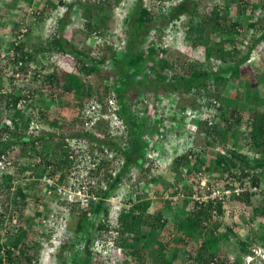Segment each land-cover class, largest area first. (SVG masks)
Segmentation results:
<instances>
[{
  "label": "trees",
  "instance_id": "16d2710c",
  "mask_svg": "<svg viewBox=\"0 0 264 264\" xmlns=\"http://www.w3.org/2000/svg\"><path fill=\"white\" fill-rule=\"evenodd\" d=\"M11 1L0 0V10L1 6L9 7ZM13 1L16 4L20 0ZM24 1L25 3L22 2L20 5L21 11L27 12V5L33 4L34 0ZM123 1L84 0L83 3L82 0H75V2L45 0L41 11L43 13L38 15L39 21L46 20L52 12L59 8L65 9L64 16L58 21L56 30L46 42L47 45L37 46L33 52L24 49V42L21 39L19 45L15 46V56L8 61L0 57V114L7 112L11 122L15 125L13 128L9 124L0 130V159L2 155H9L16 145L21 144L17 152L19 161H14V165L19 164L24 170L36 167L37 174L42 175L39 172L40 169L41 172L44 171L42 165L35 166L27 154L28 147L33 145L31 139H34V136L27 135L24 131L29 128L31 118L17 107L19 101V96L15 92L17 88L15 87L11 92L8 90L9 86L6 84L15 79L14 75L9 77L8 69L12 67L13 72L16 73L18 69H15V65H20L22 62L20 66L21 85L23 88L31 87L30 64L40 65L41 71L35 70L39 75L48 71V66H44L40 61L39 54L46 52L59 54L60 57L62 55L65 63L72 64L76 70L87 75L99 74L102 79H105V90L99 96H92V88H85L78 73L68 72L58 64L49 75H44L43 82L37 85L41 94H47L54 99L56 93L61 95L60 92H65L72 94L73 99L78 102L87 99L81 103V107L93 101L101 103L106 108L107 102L114 98L119 106L120 120L119 126L114 128L108 123L102 125L99 122L95 124V127L93 126L92 131L82 129L75 134L68 135L76 141L82 139L87 141L85 147L83 145L71 147L66 141L62 143L60 140L57 143L54 153L59 154V158H55L53 162L54 172H59L60 183H66L73 171L77 173L87 171L92 177L107 176L108 186L105 190L91 189L100 197L97 202L88 205L78 202L71 207L72 214L78 217L79 221L74 229L71 226L70 233L60 237L61 255L65 249H69L72 264H110L111 259L116 261V264H175L179 255L186 251L184 257L186 264H222L224 261L222 260L224 250L222 245L231 236L239 245L241 255L250 253V246L256 243L264 248V204L257 205L254 200L255 194L248 189L240 194L233 192V196L229 197V199L232 197L237 205L249 206L252 219L256 217L260 221L259 228L253 231L251 239L248 236L246 240L236 237L235 232L229 226L226 231L219 232L224 223L221 218L225 213L224 204L227 198L193 201L191 210L180 208L185 214L177 221L176 231L168 235V239L165 236L172 231L169 227L171 222L161 210H150L151 201L144 199L146 195L142 194L143 191L138 186L136 190L133 188L137 198L133 199L128 196L124 207H121L115 215L111 216L109 208L104 206V199L113 194L124 180L131 181L130 173L133 171L136 172L134 178L159 183L160 177L153 174L149 179V174L153 173L158 166L159 159L166 151L163 144L154 145L155 147L150 144L147 137L154 134L157 138H153L156 143L157 141L164 143L170 142L171 136L175 138V136L188 133L186 135L188 141L181 144V147L178 143L182 151L168 166L175 176L178 175L176 182L169 187L172 194L178 192V183L186 177L182 174V169L191 168L193 161L196 168L190 173L220 171L223 174L229 172L242 188L245 187V179L253 176L255 177L252 180L253 185L256 187L260 185L258 171L261 170L260 172L264 173V68H261L256 60L251 63L250 58L258 51L264 65V12L258 13L260 9L264 10V0L255 2L226 0V7L220 8L215 5L213 10L203 15L198 22L195 20L197 12L193 10L195 4L191 3V0L178 1L173 6H169L171 11L168 14L158 15L150 8L144 7L143 0H138L126 19L128 24L123 32L124 35H120L123 38H120L122 42H119L121 46L118 48L117 39L105 43L107 41L104 40L107 32L105 29L106 16ZM75 6L82 8V14L77 15L76 18L81 17L84 20L83 23L89 32L88 41L94 43H91L94 56L78 50L66 38L65 27L69 24L68 16ZM91 6L94 7L91 8ZM232 6H236L242 14L248 9L254 13L257 12L259 16L253 18L255 15H251L246 28L241 30L243 25L231 22L228 15ZM100 13L104 14L101 19H98L101 17ZM184 14H190L186 30V38L192 43H190L192 47H189L190 52L201 45L205 54L203 61L206 60L210 64L204 67L203 64L195 62L188 73L180 74L172 70L174 67L167 55L168 47L160 39L164 35H160V27L155 22L159 18L170 22L179 19ZM18 26H20L19 22L15 24L16 29ZM214 32L223 33L230 38V42L241 43L245 49L234 45V48L227 50L226 40H212ZM17 36L11 41L12 45L16 42ZM4 39L0 36V55L5 52L2 49ZM101 52L105 53L101 54ZM106 63L109 68L104 70L101 66ZM231 80L242 83L245 92L235 98L223 96L221 87ZM173 94L179 95L180 101L176 102L177 105L170 106V102L164 104L163 97L168 98ZM143 96L144 99H142ZM150 96L153 97V106L146 105L151 102L148 99ZM186 98L190 99V103L184 102ZM161 103L164 105L162 106ZM250 103L253 106L256 104L255 107H250ZM159 105L162 107L161 115L152 112L161 110ZM239 110L249 114L248 122H243L241 117L232 120ZM207 111L211 112L212 116L208 115ZM48 112L49 109L42 110L41 121L43 125L48 122V125L55 129L60 120L51 118ZM186 119H190L194 124L192 132L183 128ZM98 125V128H101L99 133L96 132ZM242 126H245V132ZM48 138L62 139L59 134L48 130L41 131L37 136V140L41 142ZM228 141H232L231 148H228ZM249 151H255L256 156H251ZM205 152L214 157L210 166L207 165V159L205 160ZM108 153H115L113 161H119L120 166L115 167L107 159ZM70 154H73V158ZM48 155L49 151H45L44 148L37 151V156L42 161ZM93 162L96 163L97 169L91 168ZM203 166L206 168L204 169ZM117 168L118 172L114 175L113 171ZM66 170L72 172L68 173ZM251 170H254L256 174L251 176ZM17 176L19 175L8 169L0 183L3 186L2 190H5L0 195H6L5 200L0 198L3 206L6 208L7 202L11 201L17 204L15 212L19 214L17 215L18 232L11 231L13 234L9 240L0 245V252L6 247L4 257H0V264H32L34 259H39L38 251L32 252L31 249L40 246V243L28 241L31 225L25 223L22 216L26 210L27 196L20 186L16 195L12 198L8 196ZM228 187L235 189L234 186ZM186 193L189 194L183 203L188 206L189 199L193 198L191 184L186 187ZM38 200V205L44 203L39 194ZM89 213H92L90 217ZM4 214L3 212L0 214L1 222L5 219ZM102 214L106 219L104 221L100 218ZM38 215L40 217V213ZM41 220L37 218V224L41 225ZM110 230L119 233L110 237L108 234ZM43 235L41 231L38 232V239ZM190 240L195 242L196 247L190 245ZM110 244H114L120 250L113 252L114 250L106 249ZM182 247L185 248L182 249ZM65 263L62 260L61 264ZM229 264H242L241 258L237 257Z\"/></svg>",
  "mask_w": 264,
  "mask_h": 264
},
{
  "label": "rangeland",
  "instance_id": "374dc122",
  "mask_svg": "<svg viewBox=\"0 0 264 264\" xmlns=\"http://www.w3.org/2000/svg\"><path fill=\"white\" fill-rule=\"evenodd\" d=\"M92 1V0H90ZM180 2L181 0H143L144 7L150 8L153 12L158 14H168L171 11V8L169 6H173L174 4ZM256 0H243V2H255ZM261 1V0H260ZM9 2V0H8ZM25 3L24 0H20L15 4V2L12 0L10 3V6L5 8L1 6L0 10V36L5 38V43L3 44V51L9 50V47L12 44V40L15 36H17L20 32L27 33L24 37H22V42H24V49H28L30 51H35V47L37 46H46L47 40H50L52 33L56 30V26L58 24V21L64 16L65 9L59 8L57 11H54L50 14V16L43 21L38 20V15L42 11L43 5L45 4V0H34V3L31 5H27V12L21 11V3ZM67 2H75V0H67ZM84 3V0H82ZM136 2L138 0H124L121 4L113 8L111 11L108 12L107 18V25L105 26V29L107 30L106 36H104V40L106 42L109 41H116V45L119 48L121 44L119 45V42H122L120 39V35L123 34L127 22L126 19L129 17L131 11L134 9ZM191 3L195 4V11L197 12V17L195 20L198 22L200 19H202L203 15L209 14L215 5H218L220 8H224L227 6L226 0H191ZM241 3V2H240ZM13 4V5H12ZM12 6V7H11ZM94 6H91V8ZM89 7V9H91ZM10 9V10H9ZM82 9V8H81ZM80 7L75 6L71 13H69L68 21L69 24L65 27V34L68 41L73 44L75 48L78 50H81L82 52H88L87 54L94 56V52L92 50V44L88 41V30H86V27L84 25V20L81 19V17L76 18L77 15L82 14V10ZM87 9V8H86ZM264 12L263 9H260L258 13ZM257 12H252L251 10H248L242 14L236 6H232L229 9V17L231 22L243 25L242 29L246 28V25L249 22L250 16L255 15L253 18H256V16H259ZM101 14V13H100ZM104 13L101 14V17L98 19H101ZM190 19V14H184L179 19H174L173 21L167 22L163 18H159L155 23L158 27H160V35H164V37L160 38L164 40L165 45L168 47L167 55L169 56L171 62L173 63V72L180 73V74H186L188 73L189 69L195 62H199L200 64H203V66H209V62L204 59V49L201 45L198 46L195 50L191 51L189 50V47H192L190 45L191 41L186 38V30L188 28V22ZM97 21V20H96ZM19 22L18 28L16 29L15 24ZM32 25V26H31ZM239 26V25H238ZM32 27V28H30ZM108 28V29H107ZM32 29V30H31ZM213 31V30H212ZM253 32V31H252ZM124 35V34H123ZM118 37V38H117ZM104 40L102 42H104ZM212 40L214 41H220V40H226L225 47L227 50L234 48L236 45L237 48L245 49L243 44L237 43L234 44L230 42V38L228 36L223 35V33L220 32H214L212 35ZM115 43V42H114ZM96 44V43H95ZM192 44V43H191ZM22 45V44H21ZM119 45V46H118ZM100 53V52H99ZM105 52H101L103 54ZM94 54V55H93ZM109 56V55H108ZM107 56V57H108ZM64 56L55 53H40L39 59L42 63H47L46 66L48 71L42 72L41 74V80H43L44 75L47 76L51 71L55 68L56 65L59 64V66L64 67L66 71H71L72 73H78V76L81 78L83 84L85 85V88L89 89L92 88L94 97L99 96L100 93H102L105 90V79H102L101 76L97 73H92L87 75L86 73L79 71L78 69L74 68L72 64L65 63V60L63 58ZM258 61L261 68H264V65L262 63V57L260 53L257 51L256 54L253 55V57L250 58V62L253 63V61ZM204 62V63H202ZM53 63V64H52ZM32 69H40V65L37 63H34L31 67ZM68 68V69H67ZM46 69V70H47ZM48 72V73H47ZM31 75V87L38 88V84L41 83L37 78ZM10 77V76H9ZM11 81V80H10ZM9 81V82H10ZM7 82V81H6ZM8 84L6 85H9ZM18 84V83H17ZM17 90L22 91L23 96H26V91L28 87L23 88L21 85V82L19 81V84L16 85ZM31 88L30 91L33 89ZM38 90V89H36ZM39 91V90H38ZM245 89L242 85V83H239L238 81L231 80L226 85L221 87V93L223 96H228L235 98L237 95L244 93ZM40 93H37L35 95V98L31 96L32 99L28 100L27 102L36 106L38 105V101L40 100L37 98V96H40ZM56 93L54 96V101L49 102L52 103L53 109L48 112L49 116L51 118H58L60 120V123L57 125V127L54 129L48 125V122H45V125L43 126L41 131H53L56 134H59L62 139H53L48 138L44 142H41L38 146L40 150L42 148L45 149V151H49L48 158H51L53 161L55 158H59V154H55L54 151H56V146L59 140L64 143L65 138L68 137L69 134H75L78 131H81L83 128L81 127V120L76 119L78 114L81 112L83 113V108H81V103L87 101V99H83L82 101L76 102L75 99H73L72 94L62 93L60 92ZM173 102L176 103V101L179 100L178 94H173L171 97ZM164 98V104L166 101L170 102L171 99ZM190 98V97H189ZM186 98L184 102L190 103V99ZM144 99V96L142 97ZM150 103H147L146 105H152L153 104V97L148 98ZM189 99V100H188ZM47 98L41 101V105H45L47 102ZM50 100V99H49ZM166 100V101H165ZM156 103V102H155ZM154 103V106H155ZM161 103L163 106L164 104ZM62 104V105H61ZM252 103H250L251 105ZM159 105V108L161 110H155L152 112L158 113V115H161L162 107ZM256 104L251 105L250 107H255ZM153 106V105H152ZM40 107V106H39ZM141 107V106H140ZM139 107V108H140ZM24 109V111L28 112V109L21 107ZM143 108V107H142ZM262 108V107H261ZM167 109V108H166ZM243 110H239L237 112L236 116L232 118V120H235L236 118H242L243 122L249 121V114L247 112H242ZM37 113V111H35ZM79 114V115H80ZM167 115V113L165 112ZM208 115H211V112L207 111ZM212 116V115H211ZM229 116V114H228ZM230 117V116H229ZM79 118V117H78ZM172 121V120H171ZM10 116H8L7 112H2L0 114V130L2 127H7V125L10 124V127H15V125L11 122ZM169 121H166L168 123ZM170 123V122H169ZM168 123V124H169ZM186 124L183 126V128L188 131L192 132V128L194 127L193 122L190 119H186ZM188 124V125H187ZM245 126H242L243 132H245ZM27 130V129H26ZM191 130V131H190ZM22 131H24L22 129ZM101 129H97L96 132L99 133ZM105 131V130H103ZM25 133L27 131H24ZM24 132L22 134H24ZM194 133H196L194 129ZM62 134V135H61ZM177 135V134H176ZM187 134H182V136H171L170 142H164L159 143L157 141H154L153 138L157 139L155 134L153 136L149 137V140L153 146H159L165 145L164 150L166 153H164L163 157H161L158 161V166L154 169L153 173L149 174V179L153 176L160 177L159 183H153V182H147L145 179H139L135 176V171L131 172V181L128 182L127 180L124 182L123 186H121V192L122 194H126L127 196H130V194L135 193L136 186L142 189L143 193L146 197L144 199H148L151 201V207L150 210H161L165 216L169 219L170 223V229L171 232H168L165 236L166 239H168V235H172L176 230L175 226L178 220L182 218L185 214L184 210L180 208H186V209H192L194 202L198 201V199L203 200H210L209 196H211V193L213 190H219L223 191L224 188H228V186H238L239 182L235 181L233 176L230 175L229 172H224L221 174L220 171H213L210 172H204L197 173V172H191V170H195L196 166L194 161L192 163L191 168H185L182 169V174L186 175L185 179L178 183V192L176 194H172L169 189L178 178V175L175 176V174L168 168L170 162L173 160V158L182 151L180 149L181 144H184L185 141H188L186 138ZM196 135V134H195ZM69 141L74 146H82L85 147V143L87 141L85 140H78L76 141L73 137H70ZM180 141V142H179ZM178 143H180V147H178ZM228 148H231L232 141H228ZM226 145V144H225ZM154 146V147H155ZM21 148L20 145H16L13 148V152H11L8 155V159H10L12 162L19 161L18 159V151ZM246 150V147L244 148ZM220 150V149H219ZM223 152V151H222ZM225 152L227 153L226 149ZM59 153V152H58ZM251 156H256L255 151H249L248 152ZM205 154V160L207 161V165L210 166V163L214 158L209 153ZM17 159H16V158ZM54 157V158H53ZM16 167H10L11 172H15L19 176H17V179L15 182L12 183V186L9 190L8 196H14L16 195V192L18 191L19 186L22 187L24 194L27 196V202L25 207V212L22 215L24 222L31 225L30 228V234L28 241L34 243L39 242L40 246H35L33 250L31 251H38L39 253V259H34L32 261V264H61L62 260L65 261V264H72L73 261L70 259L71 252L69 249H65L63 255H61L59 247L61 245V239L60 237L64 234H68L71 231V226L73 229L76 227V224L79 221V218L76 217L72 212H68L67 208H64V205L62 207L58 208L56 205L57 197L54 198L53 196H48L45 193L43 194V184L40 180V177L42 175L37 174V169L34 167V169H27L24 170L22 166L15 165ZM24 166V164H23ZM205 169L206 166H203ZM204 171V170H203ZM258 171V176L260 177V185L258 187L253 185V177L252 175L256 174L254 170L250 171V174L252 176L245 179V188L248 190H251L252 194H255L254 200L256 201L257 205H263L264 204V173L262 174ZM39 172L42 174L41 169ZM66 172H68L66 170ZM72 172V171H71ZM68 172V173H71ZM76 172V171H73ZM72 172V173H73ZM241 170L238 171V175L240 174ZM103 174V172H102ZM236 174V173H234ZM133 176V177H132ZM189 176V177H188ZM188 177V178H187ZM107 176H101V179H106ZM193 181V182H191ZM236 183V185H235ZM145 184V185H144ZM191 184L193 187V198L192 200L189 199L188 206L184 205V199L187 198L186 193V187ZM133 188L135 190H133ZM208 188L206 191L205 189ZM3 186L0 185V194L2 192H5V190H2ZM146 189V190H145ZM2 190V191H1ZM147 191V192H146ZM188 192V191H187ZM38 194L39 197L44 200V203H39L38 205ZM121 194V193H120ZM232 195V194H231ZM208 196V197H207ZM233 196V195H232ZM207 197V198H206ZM230 197V196H229ZM229 197L226 199V202L224 204L225 213L222 215L221 220H223V226L219 229V232L226 231L227 226L233 229V232H235V236L239 239L246 240L248 236L251 239V234L255 229H258L260 221L258 218L253 217L252 219V213L250 212V207L245 205H237L233 198ZM0 198L6 199V195H0ZM20 200V198L18 199ZM227 200L229 202H227ZM194 201V202H193ZM7 202V201H6ZM5 202V203H6ZM125 201L122 200L120 203L117 204H110V206H107L109 208V213L115 215L120 208L124 207ZM185 206V207H184ZM17 207V204L10 202H7L6 208L3 206L2 202L0 201V214L3 212L5 213V219L0 221V245L3 243L5 244L6 241L9 240L10 236H12L13 232H18V216L17 212H15V208ZM187 211V210H186ZM40 213V217L39 214ZM15 214V216H14ZM21 216V218H22ZM34 216V217H33ZM45 216V219L48 220L47 224L45 225L42 222V218ZM244 216V217H243ZM4 217V216H3ZM39 218L40 224H37L36 220ZM20 219V216H19ZM30 220V222H29ZM43 223V224H42ZM260 230V229H259ZM13 231V232H11ZM42 232L44 235L38 239V232ZM235 237V238H236ZM234 238V239H235ZM36 243V244H37ZM257 244V243H256ZM251 245L250 251H256L258 254H261L264 256V248L260 245ZM190 245L193 247H196L195 242L190 240ZM6 246V245H5ZM185 247H182V249ZM223 255H222V264H229L231 260L240 257L242 264H250L249 260L247 258L248 253H242L240 252V247L236 243V240H233V237L226 241L222 245ZM106 249H109L110 251L113 250L112 245H108ZM1 250H6V247L2 248ZM18 252V250H15ZM118 251V249H115L113 252ZM109 252V251H108ZM185 252H182L178 259L174 262L175 264H186V261L184 259ZM0 257H4V253L0 252ZM24 264V263H22ZM110 264H116V261L111 259ZM263 264V263H260Z\"/></svg>",
  "mask_w": 264,
  "mask_h": 264
},
{
  "label": "built area",
  "instance_id": "2783aa9c",
  "mask_svg": "<svg viewBox=\"0 0 264 264\" xmlns=\"http://www.w3.org/2000/svg\"><path fill=\"white\" fill-rule=\"evenodd\" d=\"M249 1V0H246ZM25 30L24 32L20 33L17 36V40L15 43H13V45L11 44V46L9 47V50L3 52L0 57L5 59L8 61L9 59H11L13 56L16 55V49L15 46L19 45L20 40L22 37L25 36ZM152 37V35H151ZM120 38H123L122 36H120ZM122 40V39H121ZM101 42V40H99ZM14 42V41H13ZM22 62H20V65L16 64L15 65V69L17 68L18 71H16V73L13 72L12 67H9L8 71H9V76H15V82H17V80H19L21 78V70H20V66H21ZM34 63L30 64V68L33 66ZM45 64V62H44ZM104 70H107V68H109L108 63L104 64L101 66ZM40 70V69H39ZM41 71V70H40ZM36 77L40 82H43V80H41V75H39L34 69L31 68V70L29 71V75H32ZM37 75V76H36ZM9 91H11V87L8 88ZM28 94V95H27ZM30 91L27 90L26 91V97L30 98ZM27 100V99H26ZM22 103H20L21 107H24L22 104L26 103L24 102V100L21 101ZM25 108V107H24ZM119 106L118 103L116 102V100L114 98L110 99L109 102H107V107H103V105L99 102H91L89 104H87L84 108H83V116H85V123L83 126V130L84 131H92L93 126L95 124H98L99 122H103L105 121V123L110 124L113 128L119 126ZM29 116H31L30 118V122H29V132L33 134V138L35 141V147L37 148V146H39L40 141L37 140V136L39 135V133L41 132L42 128H43V122L41 121V117L39 114L37 113H33L31 114H27ZM69 137L65 138L66 143L73 147L74 145L69 141ZM153 145V144H151ZM28 157L33 161L34 165H42V167L44 168V171L42 172V176L40 177V180L43 184V193H45L48 196H53L54 198L57 197V202H56V206L58 208L62 207V205H64V208H67V211L70 212L71 211V207L78 203V202H82L85 205H88L90 203H94L97 202L100 197L95 193L92 192L91 189L94 190H99V189H107V183H106V179H101L99 177H92L89 175V172L84 171L81 173H72L70 176H68V179L66 180V183H60L59 182V176L58 173L59 172H54L55 171V164L53 162V160L51 158H46L44 161H42V159L40 157L37 156V150L34 149V147L28 148ZM115 153H108L107 155V159L116 167L120 166L119 161H113L114 160V155ZM70 157L73 158V154H70ZM44 162H48V163H44ZM24 164V162H23ZM10 167H16L14 165V163L8 159V155L4 154L2 155V159H0V183L2 182L3 179V175L6 174L7 170L10 169ZM97 167L96 163H92L91 164V168L95 169ZM97 169V168H96ZM118 172V168L113 171V174L115 175ZM203 174V172H200ZM126 180L123 181V183L119 186V188L117 190H115V192L111 195H109L107 198L104 199V206H109L110 204H117L120 203V201L122 200L123 202L127 200V195L126 194H122L121 192V186H123L124 182ZM236 185V183H235ZM244 190V188L241 187V184L239 183L238 186L236 185L235 189L232 188H224V190L221 192L219 190H213V192L211 193V196H209L210 199H217V198H228L229 196H231V194L233 192L240 194L242 191ZM121 193V194H120ZM131 198L136 199L137 194L136 193H132L130 194ZM208 197V196H207ZM206 197V198H207ZM198 201H203V199H198ZM92 215V213H89V217ZM100 218L102 221L106 220L104 214L100 215ZM43 223L46 225L47 221L45 219V217L43 216L42 218ZM117 225V224H116ZM119 232H116L114 230H110V232L108 233L110 235V237L117 235ZM111 246V244H110ZM113 250L118 249V251L120 250L118 247H116L114 244H112ZM2 252L4 253V250H2Z\"/></svg>",
  "mask_w": 264,
  "mask_h": 264
},
{
  "label": "clouds",
  "instance_id": "9594fccd",
  "mask_svg": "<svg viewBox=\"0 0 264 264\" xmlns=\"http://www.w3.org/2000/svg\"><path fill=\"white\" fill-rule=\"evenodd\" d=\"M162 42H164V40L162 39ZM44 64V63H43ZM46 65H47V63H45ZM44 64V66H46ZM68 69V68H67ZM53 70V69H52ZM52 70H49V71H51L52 72ZM68 72H71V71H68ZM16 79V78H15ZM15 79H13L10 83H9V87H11V91L16 87V85H18L19 84V81L21 82V78L19 79V80H17V82H15ZM18 83V84H17ZM8 87V88H9ZM16 88H18V87H16ZM31 88H33V87H28V89L27 90H29L30 91V89ZM36 89H38V88H33L31 91H30V95L31 96H33V98H35V95L37 94V93H39L40 91H38V90H36ZM10 91V92H11ZM15 92H17V96H19V101L17 102V107L19 108V109H22V108H20V103H22L21 101L22 100H24V102H26V103H24V104H22L26 109H28V112H26V111H24V109H22L23 111H24V113L25 114H33V113H36L35 111H37V114H39L40 115V117H41V115H42V110L45 108V106H43V105H41L40 103H41V101L42 100H44V99H48L47 100V102L46 103H48L47 104V106H50L52 103H49V102H53V100L54 99H52L51 97H49L47 94L45 95V94H41L40 93V96H37V98H39L40 100L38 101V105L40 106H36V105H33V104H30V102L28 103L27 101L28 100H30V99H32L31 98V96H30V98H27L26 96H23V93H22V91H19V90H15ZM28 95V94H27ZM169 97H171V96H169ZM168 97V98H169ZM164 98H166L165 96H164ZM27 99V100H26ZM50 99V100H49ZM169 99H171V98H169ZM166 101V100H165ZM93 102V101H92ZM177 102V101H176ZM166 103L168 104L169 102L168 101H166ZM170 106H175V105H177V103H175V102H173L172 101V99H171V101H170ZM81 108H84V107H81ZM45 110H46V108H45ZM80 114V113H79ZM78 114V116L76 117V119H78V120H81V124L84 126V123H85V116H83V113L81 112V114L79 115ZM31 117V116H30ZM79 117V118H78ZM102 123V125H104V123H105V121H104V123L103 122H101ZM45 125V124H44ZM43 125V126H44ZM94 127H95V125H94ZM99 127V125L96 127L97 129H99L98 128ZM101 127V126H100ZM83 128V127H82ZM96 129V130H97ZM101 129V128H100ZM26 134L27 135H33L32 133H30L29 132V128L27 129V132H26ZM147 139L149 140V138L147 137ZM32 141H33V145H30L28 148H33L34 147V149L35 150H37V151H39L40 150V148L37 146V148L35 147L36 145H35V141H34V139H31ZM150 141V140H149ZM40 143H41V141H40ZM40 143H39V145H40ZM150 144H151V142H150ZM18 145H20V144H18ZM49 156V155H48ZM136 174V173H135ZM235 181H237L236 179H234ZM236 187V186H235ZM244 188V190H247L245 187H243ZM243 190V191H244ZM251 191V190H250ZM232 195H233V193H232ZM131 196V195H130ZM137 198V197H136ZM110 206V205H109ZM247 258H248V260H249V263L250 264H260V263H263L264 264V256H262L261 254H258L256 251H251L250 253H248L247 254Z\"/></svg>",
  "mask_w": 264,
  "mask_h": 264
},
{
  "label": "crops",
  "instance_id": "0c3cea01",
  "mask_svg": "<svg viewBox=\"0 0 264 264\" xmlns=\"http://www.w3.org/2000/svg\"><path fill=\"white\" fill-rule=\"evenodd\" d=\"M45 65H46V64H45ZM46 67H47V66H46ZM75 101L78 102L77 100H75ZM53 103H55V102H53ZM47 104H48V103H46L44 106H45L46 109H49V112H50V110L53 109V106H54V105L51 104L50 107L48 108V107H47Z\"/></svg>",
  "mask_w": 264,
  "mask_h": 264
}]
</instances>
